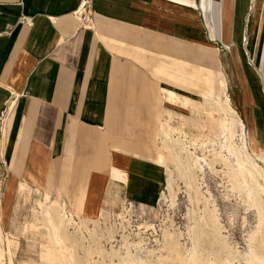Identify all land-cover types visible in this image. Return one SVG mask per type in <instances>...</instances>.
<instances>
[{"label": "crops", "instance_id": "0c3cea01", "mask_svg": "<svg viewBox=\"0 0 264 264\" xmlns=\"http://www.w3.org/2000/svg\"><path fill=\"white\" fill-rule=\"evenodd\" d=\"M84 1L0 0L1 210L19 247L21 232L37 234L38 241L26 247L36 251V242L37 257L45 239L30 225L41 224L47 194L72 211L83 192L105 209L126 199L158 202L166 186L163 167L156 165L158 119L183 121H175L182 109L174 105L176 99L185 103L179 41L224 43L218 78L202 81L213 94L226 96L227 72L233 70L230 49L220 35L212 36L205 0H90L89 23L76 16ZM210 1L221 11L224 0ZM216 15L220 27L223 15ZM230 23L241 25L234 15ZM229 33L227 22L226 39ZM248 86L238 85L243 104ZM169 88L176 92L174 102Z\"/></svg>", "mask_w": 264, "mask_h": 264}, {"label": "rangeland", "instance_id": "374dc122", "mask_svg": "<svg viewBox=\"0 0 264 264\" xmlns=\"http://www.w3.org/2000/svg\"><path fill=\"white\" fill-rule=\"evenodd\" d=\"M205 1L208 4L207 9L210 8V14H204L207 22L209 18L212 22V36L215 33L220 35L230 49L229 54L234 62L233 70L227 72L231 85L226 77L224 94L228 103L223 110L220 104L213 100L204 103L201 97L204 90L210 98L212 96V92L206 89L202 81L204 78L210 81L218 78L219 73L215 70L218 68V61L223 60L224 51H227L224 43L205 41L193 45L179 41L180 47L184 48L180 50V94L184 95V104H188L189 99L192 104L184 105L182 99H176L174 105L179 104L182 110L175 121L183 118L189 129L177 127L181 122L169 127L158 119L162 147L159 149L160 157L156 165L167 168L165 172L160 167L166 186L158 202L139 205L126 199L118 205L108 207V211L105 212L102 208L98 214L92 216L85 213L81 206L85 192L76 197L73 211L68 210L59 199L51 201L47 194L45 201L40 203L44 208L41 224L31 222L30 226L42 234L45 241L41 244L54 246L57 251L55 257L49 256V260L48 257H37V234L29 228L24 233L21 232L22 242L19 247L17 235L13 232L14 237H11L12 231L4 225L6 221H3L1 210L0 237L4 233L6 238L1 239H6V242L0 239V264H184L185 255H188V250L192 251L196 239L201 247L210 245L213 215L217 216L221 224L224 240L242 254L250 251V238L257 232L259 225L257 208L250 206L245 195L240 194L229 181L228 171L231 166L224 163L222 156L228 157L234 167H238V163L235 161L234 152L228 148V134L213 142L210 138H214L218 124L211 128L203 120L226 117L227 126L233 125L235 130V135L230 140L232 145L242 151L247 147L252 156H255L251 141L258 135L257 127L263 128L264 137V21L259 20L252 36L249 19L256 0H224L221 11L218 10L217 2ZM188 2L197 5L194 0ZM218 13L223 15L220 27L217 26ZM233 15L241 25H231ZM81 16L87 23L92 13L86 11ZM227 22L230 27L231 46L226 42ZM239 27L241 31L237 32ZM216 47L219 48L217 53L214 50ZM232 50H236L238 63L233 58ZM188 70L192 71L188 73ZM183 74L188 76L190 83L197 89L196 92L188 87L190 85ZM172 80L173 76L170 81ZM239 81L250 83L244 104L238 90ZM172 88H169V99L174 102L176 92ZM223 145L226 146L222 147ZM255 159L264 167V162L257 157ZM116 178L124 180L119 175ZM169 182L174 185V196L168 188ZM262 202L264 205V195ZM260 237L259 232L256 239ZM174 240L182 246L184 255L173 247ZM10 241L13 253L9 249ZM34 241L36 251L27 250L26 247ZM252 243L257 244L254 241ZM60 248L64 254L60 252ZM29 253L37 258H23ZM238 261L246 264L243 256Z\"/></svg>", "mask_w": 264, "mask_h": 264}, {"label": "bare ground", "instance_id": "6f19581e", "mask_svg": "<svg viewBox=\"0 0 264 264\" xmlns=\"http://www.w3.org/2000/svg\"><path fill=\"white\" fill-rule=\"evenodd\" d=\"M257 1L258 2L256 3V6L254 7V11L249 19L251 31L256 27L257 22H259L260 19L262 22L264 21V2L261 0H257ZM84 2L87 3L86 0ZM86 9H87V5L83 6L82 4H80L78 10L76 11V16L80 20L82 18L81 14L87 11ZM90 19L91 17L89 18V21ZM251 35L253 36V34ZM226 42L228 46H231L229 44L231 43V39H226ZM235 51L232 50V54L234 60L237 62L239 58L237 57V53ZM205 84L208 86L211 85V83H205ZM221 84L222 86H224L225 82L221 80ZM207 93L208 92L206 91L201 96L202 101L204 103H210V100H213L215 103L220 104L222 106V109L224 110L225 104L228 103L227 102L228 98L226 96L222 97L219 93L217 95L212 93V96L210 98V95H208ZM226 121H227L226 117L220 119L217 118V119L203 120V122L208 123V125L211 128H213L215 124H218L219 127L218 131L214 132V138H210L213 142L221 138V136L225 135L226 133L228 134L227 140H229L228 143H230L228 148L234 152L235 161L236 163H238V167H234L235 165H232L229 162L228 157L225 158L222 156V160L224 161V163H227L229 166H231V170L228 171L229 181L233 183L234 187L239 191L240 194L245 195L247 199L246 201L249 203L250 206H254L257 208V217L259 223L258 230L250 238V243H251L250 251L248 253L242 254L235 246H233L232 244H230L229 242L223 239L221 233L222 230L221 224H219L217 216L213 215L211 218L212 240L209 243L210 245H208L207 247H201L200 244L197 243V239H196L193 242L192 251L190 252V250H188V255H185L186 260L184 264H240L238 259L242 256L245 259L246 264H264V205L262 202L264 195V167H262V165L255 159L257 157L259 160L264 162V137L262 136L263 128L257 127L258 135L254 136L253 140L251 141L252 142L251 149L253 150V153H255L254 156L255 158H254L251 152H249V149L247 147L244 151H242V150H238L232 145L230 140L234 137L235 130L233 128V125L231 127L227 126ZM163 124L164 125L166 124L169 127L175 125L172 123L170 117L166 118L163 121ZM186 126H188L187 121L183 120L177 127H179L180 129H185ZM225 146L226 145H223L222 147ZM197 162L198 161H196V163ZM162 167L166 172L167 168H165L164 166ZM112 173L114 177L118 176L115 170H113ZM168 188L170 190L171 195L174 196L175 195L174 185H172L169 182ZM81 206L84 207L85 213L92 216L98 214L103 208L102 206H100V204L97 201L91 199L87 193L83 194ZM103 209H104L103 211L105 212L108 211L107 208L106 209L103 208ZM259 232L261 234V237L259 239H256V234ZM5 236L6 235L3 233L0 238L2 237L4 238ZM11 237H14V235H11ZM253 241L257 244L252 243ZM57 243L59 244V241ZM9 244H10L9 246L10 252L13 253V248H11V241L9 242ZM40 246H42L41 248L48 250L47 252L44 249L41 250L38 254L39 258L45 259L48 257L49 260L51 256L52 257L56 256L57 251L55 250V248H53L54 246L52 247L48 244L45 245L44 243H42ZM173 247L176 248L180 254L182 255L185 254V252H182V246L179 245V242L177 240H174ZM60 252L61 253L63 252L61 248H60ZM24 264H28V262Z\"/></svg>", "mask_w": 264, "mask_h": 264}, {"label": "built area", "instance_id": "2783aa9c", "mask_svg": "<svg viewBox=\"0 0 264 264\" xmlns=\"http://www.w3.org/2000/svg\"><path fill=\"white\" fill-rule=\"evenodd\" d=\"M86 5H87V12L91 13V9H90V6H89V2L90 0H86ZM86 12V11H85ZM84 12V13H85ZM84 13H82L81 15H83ZM4 180H5V175L0 173V227H1V217H2V214H1V206H2V188H3V185H4ZM1 239V238H0ZM3 242H6L4 239H1ZM2 256V255H1Z\"/></svg>", "mask_w": 264, "mask_h": 264}]
</instances>
